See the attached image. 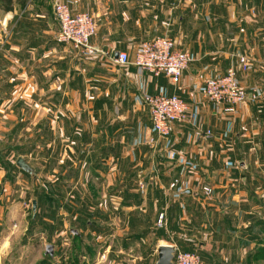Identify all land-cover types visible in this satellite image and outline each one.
Wrapping results in <instances>:
<instances>
[{
  "label": "crops",
  "instance_id": "0c3cea01",
  "mask_svg": "<svg viewBox=\"0 0 264 264\" xmlns=\"http://www.w3.org/2000/svg\"><path fill=\"white\" fill-rule=\"evenodd\" d=\"M64 1L71 12L92 15L96 30L89 41L105 54L57 51L53 0H0V264H7L8 244L2 157H7L9 144L21 140L23 129L37 127L49 111L55 113L50 125L57 112L64 120L75 116L77 130L68 121L60 129L67 142L84 146L83 153L93 146L99 159L113 163L111 176L132 177L120 179L114 196L128 210L123 223L154 225L163 219L165 228L151 231L156 248L171 244L179 249L174 239L181 242L182 236L202 248L198 227L208 231L230 222L237 191L233 181L247 182V164L237 159L264 143V0ZM157 35L172 38L190 53L177 86L165 75L113 60L120 51L132 58L141 41ZM229 67L253 95L236 114L222 112L200 91L206 79ZM42 93L54 101L61 97L63 108L55 102L53 110L42 106ZM158 93L178 94L191 103V110L188 121L174 122L169 135L152 144L143 97ZM228 159L245 163L240 167L247 171L232 174L224 166Z\"/></svg>",
  "mask_w": 264,
  "mask_h": 264
},
{
  "label": "rangeland",
  "instance_id": "374dc122",
  "mask_svg": "<svg viewBox=\"0 0 264 264\" xmlns=\"http://www.w3.org/2000/svg\"><path fill=\"white\" fill-rule=\"evenodd\" d=\"M55 31L56 37L58 24ZM55 41L62 55L76 50L56 38ZM38 98L42 106L53 110L55 102L57 108H63L58 102L61 97L54 101L42 93ZM54 114L49 111L37 127L23 129L21 140L9 144L7 157H2V182L7 186L3 212L7 264H154L156 240L151 231L164 229L163 219L154 225L123 223L129 213L114 196L120 179L132 177L111 176L113 163L99 159L92 152L93 146H89V153H83L84 146L77 148L67 142L60 129L68 121L70 128L77 130V123L72 122L75 116L72 121L64 120L63 114L57 112L56 122L50 125ZM94 133V129L88 133V141L93 142ZM258 146H252L245 159H237L247 164L248 171L236 159L224 162L232 174H249L247 182L239 178L233 181L237 191L233 192L230 222H218L208 231L198 227L202 248L197 247V241L185 240L186 236L179 238L183 245L174 239L179 250L196 251L203 264H264V143ZM18 156L34 169V174L16 165ZM138 188L141 189L139 184ZM72 229L78 233H72ZM46 244L53 245L52 257L45 254Z\"/></svg>",
  "mask_w": 264,
  "mask_h": 264
},
{
  "label": "built area",
  "instance_id": "2783aa9c",
  "mask_svg": "<svg viewBox=\"0 0 264 264\" xmlns=\"http://www.w3.org/2000/svg\"><path fill=\"white\" fill-rule=\"evenodd\" d=\"M52 6L59 24V31L55 37L57 41L70 44L83 56L105 54L103 49L89 41L96 30L92 15L87 12H71L64 0H53ZM113 60L121 66L135 65L154 76L165 75L177 86L191 56L187 50L178 48L172 38L157 35L141 41L132 58L127 52L120 51ZM239 61L242 69L246 70V58L242 56ZM200 91L209 103L229 114H236L239 105L243 104L247 97H253L252 93L249 95V92L240 85L234 67H229L223 74L206 79ZM143 101L148 108L153 134L149 140L152 144L166 138L174 122L189 120L191 103L178 94H149L143 97ZM139 186L143 188L141 181ZM174 249V264H203L196 251Z\"/></svg>",
  "mask_w": 264,
  "mask_h": 264
},
{
  "label": "water",
  "instance_id": "95a60500",
  "mask_svg": "<svg viewBox=\"0 0 264 264\" xmlns=\"http://www.w3.org/2000/svg\"><path fill=\"white\" fill-rule=\"evenodd\" d=\"M118 56V52L115 54V57ZM16 165L22 169L23 171L27 173L34 174L33 168L25 161V159L21 156H18L15 161ZM242 167H245V163L241 162L239 164ZM36 203L35 200H33L32 208L35 210ZM72 233H78L77 230L72 229ZM53 245L52 244H46L45 246V254H48L50 257L53 256ZM157 253V260L155 264H174L173 258L175 254V249L171 244H160L156 248Z\"/></svg>",
  "mask_w": 264,
  "mask_h": 264
},
{
  "label": "trees",
  "instance_id": "16d2710c",
  "mask_svg": "<svg viewBox=\"0 0 264 264\" xmlns=\"http://www.w3.org/2000/svg\"><path fill=\"white\" fill-rule=\"evenodd\" d=\"M59 264H68V263H59Z\"/></svg>",
  "mask_w": 264,
  "mask_h": 264
}]
</instances>
